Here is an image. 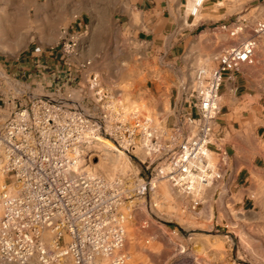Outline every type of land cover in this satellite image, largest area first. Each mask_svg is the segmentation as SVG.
<instances>
[{
    "label": "built area",
    "instance_id": "1",
    "mask_svg": "<svg viewBox=\"0 0 264 264\" xmlns=\"http://www.w3.org/2000/svg\"><path fill=\"white\" fill-rule=\"evenodd\" d=\"M203 2L196 0L194 16ZM219 28L237 41L221 52L217 68L196 71L190 105L198 116L186 113L183 124L170 128L107 91L87 70L90 61L73 65L83 35L63 31L49 51L58 52L61 64L33 77L46 81L37 84L45 94H31L0 124V263L128 264L129 210L156 182L169 183L193 209L202 205L225 162L211 150L223 74L254 63L264 38V21ZM105 141L126 156L143 155L151 177L110 179L93 171Z\"/></svg>",
    "mask_w": 264,
    "mask_h": 264
},
{
    "label": "rangeland",
    "instance_id": "2",
    "mask_svg": "<svg viewBox=\"0 0 264 264\" xmlns=\"http://www.w3.org/2000/svg\"><path fill=\"white\" fill-rule=\"evenodd\" d=\"M33 1L0 0V124L14 108L30 101L31 94H45L37 84L46 83L27 75L22 78L13 76L14 73L5 71L4 62L23 57L27 45L33 40L55 46L61 31L75 29L80 14L84 12L90 14L87 20L92 36L86 56L94 59L105 87L121 95L120 98L131 108L161 124L166 115L161 116L156 105L151 106L145 97L155 84L162 83L157 74L163 76L161 74L168 70V66L152 60L149 57L151 51L146 46L115 25L111 12L123 0H38V6L48 12L42 16L34 11ZM241 16L250 18L251 24L264 21V0H241ZM210 36L218 48H206V59L199 61L198 68L214 69L216 64L212 58L237 41L216 25L210 30ZM262 56L264 39L259 41L254 64L255 69L260 68L264 73L259 64ZM181 81L172 78L164 83L171 90ZM107 144L100 146L99 159H95L91 166L93 171L110 179L122 176L147 180L151 177L153 166L147 168L143 155L129 157L112 148L109 142ZM1 184L0 180V188ZM213 197L214 193L208 192L206 200H213ZM256 200L254 211L245 215L232 213L233 223L229 222L227 228L219 226L208 231L212 235L210 239L200 240L196 234L202 233L199 223V217L203 216L199 213L201 208L193 209L190 200L166 181L156 182L155 188L129 210L132 217L127 223L125 245L128 264L195 263L198 257L187 255L183 241L179 240H183V236L191 238L189 244L198 251L197 256L203 253L215 264H264V184L259 186Z\"/></svg>",
    "mask_w": 264,
    "mask_h": 264
},
{
    "label": "crops",
    "instance_id": "3",
    "mask_svg": "<svg viewBox=\"0 0 264 264\" xmlns=\"http://www.w3.org/2000/svg\"><path fill=\"white\" fill-rule=\"evenodd\" d=\"M195 2L196 0H123L111 12L116 26L136 42L146 46L151 51L149 57L152 60L168 66V70L161 74L163 76L157 74L162 83L155 84L145 97L151 106L156 105L161 116L166 115L161 124H158L166 128L183 124L186 113L198 116V111L190 105V93L199 69L196 65L200 60L206 59V48H218L210 36V30L215 25H232L240 20H246L249 27L255 24H251L250 18L241 16V0H204L200 12L194 16L192 9ZM31 6L41 16L48 13L38 6V0L33 1ZM88 17L90 14L81 13L75 29L65 28L61 33L65 30L82 33L83 49L80 56L73 59V65L90 61L91 65L87 70L98 77L107 91L113 93L99 77L94 59L86 56L87 48L91 47L92 42ZM248 33V37L253 36L251 32ZM262 39L264 38L258 40V48ZM243 41L241 38L237 44ZM49 46L31 41L23 57L4 62L5 71L14 73L13 76L18 78L26 75L31 78L45 65H60L58 52L51 56L49 51L54 46ZM222 51L223 49L212 58L215 68L219 65ZM255 62L223 74L219 114L214 122L211 150L215 156L223 153L225 162L221 168V178L204 191L199 212L203 214L199 217L202 233L196 234L200 240L210 239L212 235L208 231L219 226L227 228L229 222L233 223L235 220L232 213L245 215L254 211L259 186L264 184V73L260 68L255 69ZM172 78L182 81L169 90L164 82ZM83 82L84 80L81 83ZM208 192L214 193L213 200H206ZM216 196L218 199L215 200ZM239 225L241 228V222ZM179 240L183 241L182 246L187 255L198 257L193 264H215L203 253L197 256L198 251L189 244L191 238L183 236V240Z\"/></svg>",
    "mask_w": 264,
    "mask_h": 264
},
{
    "label": "bare ground",
    "instance_id": "4",
    "mask_svg": "<svg viewBox=\"0 0 264 264\" xmlns=\"http://www.w3.org/2000/svg\"><path fill=\"white\" fill-rule=\"evenodd\" d=\"M105 143H106V146H108V144H107V141H105ZM105 145V144H104ZM117 169V167L116 166H114V169ZM240 236H241V234H240Z\"/></svg>",
    "mask_w": 264,
    "mask_h": 264
}]
</instances>
